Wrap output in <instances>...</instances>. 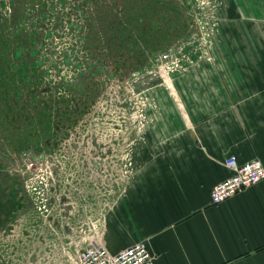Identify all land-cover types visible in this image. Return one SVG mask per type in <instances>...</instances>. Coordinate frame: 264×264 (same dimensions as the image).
I'll return each mask as SVG.
<instances>
[{
    "label": "rangeland",
    "instance_id": "rangeland-1",
    "mask_svg": "<svg viewBox=\"0 0 264 264\" xmlns=\"http://www.w3.org/2000/svg\"><path fill=\"white\" fill-rule=\"evenodd\" d=\"M231 11L230 0H0V264H74L131 175L153 85L203 63Z\"/></svg>",
    "mask_w": 264,
    "mask_h": 264
},
{
    "label": "crops",
    "instance_id": "crops-1",
    "mask_svg": "<svg viewBox=\"0 0 264 264\" xmlns=\"http://www.w3.org/2000/svg\"><path fill=\"white\" fill-rule=\"evenodd\" d=\"M230 3L207 59L150 90L145 139L105 215L110 252L145 241L154 264H264V180L210 201L229 156L264 166V0Z\"/></svg>",
    "mask_w": 264,
    "mask_h": 264
},
{
    "label": "built area",
    "instance_id": "built-area-1",
    "mask_svg": "<svg viewBox=\"0 0 264 264\" xmlns=\"http://www.w3.org/2000/svg\"><path fill=\"white\" fill-rule=\"evenodd\" d=\"M168 58V54L162 56ZM225 166L230 174L214 184L210 189L212 204L222 202L234 196L241 190L264 180V166L259 158H253L238 163L232 155L226 158ZM103 223L84 239L86 246L77 252L74 264H154V254L145 241H138L123 247L116 252H110L103 238Z\"/></svg>",
    "mask_w": 264,
    "mask_h": 264
},
{
    "label": "trees",
    "instance_id": "trees-1",
    "mask_svg": "<svg viewBox=\"0 0 264 264\" xmlns=\"http://www.w3.org/2000/svg\"><path fill=\"white\" fill-rule=\"evenodd\" d=\"M45 7V6H44ZM44 7H41V12L44 14V10H43V8ZM42 16V15H41ZM51 19H50V23H51V29H57L58 27H57V25L58 24H60L61 23V19L59 20L58 18H56L55 19V16L54 15H52L51 17H50ZM57 20H58V23H57V25H56V22H57ZM67 24H68V22H71L70 20H66L65 21ZM59 26V25H58ZM76 27H77V25H76ZM36 35L35 34H29L28 36H27V38H26V40L25 41H28V40H31V41H33L32 40V38H34ZM28 39V40H27ZM67 53H70V54H72V53H74V48H66V50H65Z\"/></svg>",
    "mask_w": 264,
    "mask_h": 264
}]
</instances>
